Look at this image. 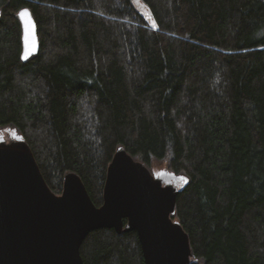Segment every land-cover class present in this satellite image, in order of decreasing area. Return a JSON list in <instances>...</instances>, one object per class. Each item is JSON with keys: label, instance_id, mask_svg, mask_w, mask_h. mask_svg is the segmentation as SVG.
I'll return each mask as SVG.
<instances>
[{"label": "trees", "instance_id": "16d2710c", "mask_svg": "<svg viewBox=\"0 0 264 264\" xmlns=\"http://www.w3.org/2000/svg\"><path fill=\"white\" fill-rule=\"evenodd\" d=\"M24 8L40 42L27 61ZM0 11V127L29 144L55 194L75 173L100 207L122 148L183 177L172 218L190 264H264V0H0ZM81 255L145 264L136 232L93 231Z\"/></svg>", "mask_w": 264, "mask_h": 264}, {"label": "water", "instance_id": "95a60500", "mask_svg": "<svg viewBox=\"0 0 264 264\" xmlns=\"http://www.w3.org/2000/svg\"><path fill=\"white\" fill-rule=\"evenodd\" d=\"M18 17L27 61L40 50L38 26L29 8ZM181 180L168 171L153 174L120 148L97 207L79 175L66 174L62 194H55L29 144L19 135L1 140L0 264H85L82 244L99 229L136 232L145 264H190L189 236L172 218Z\"/></svg>", "mask_w": 264, "mask_h": 264}, {"label": "rangeland", "instance_id": "374dc122", "mask_svg": "<svg viewBox=\"0 0 264 264\" xmlns=\"http://www.w3.org/2000/svg\"><path fill=\"white\" fill-rule=\"evenodd\" d=\"M16 136V132L14 129L12 128H1L0 127V141L4 140L6 142H11ZM164 170V167L160 166V165H156L155 167V171L156 173L153 174H159L161 171ZM61 195V194H60Z\"/></svg>", "mask_w": 264, "mask_h": 264}]
</instances>
